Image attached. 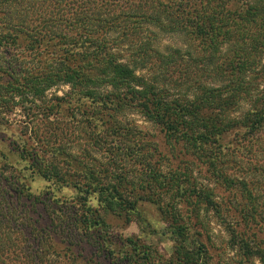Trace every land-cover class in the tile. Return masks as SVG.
Instances as JSON below:
<instances>
[{"label":"trees","instance_id":"trees-1","mask_svg":"<svg viewBox=\"0 0 264 264\" xmlns=\"http://www.w3.org/2000/svg\"><path fill=\"white\" fill-rule=\"evenodd\" d=\"M158 32L184 47H155ZM170 67L163 83L149 76ZM17 110L21 149H0V264H67L46 259L53 233L117 264H264L260 181L228 171L226 141L264 130V0H0V125ZM145 203L168 254L109 231L108 214L150 227ZM39 206L45 225L30 221ZM212 218L227 234L218 247Z\"/></svg>","mask_w":264,"mask_h":264},{"label":"rangeland","instance_id":"rangeland-1","mask_svg":"<svg viewBox=\"0 0 264 264\" xmlns=\"http://www.w3.org/2000/svg\"><path fill=\"white\" fill-rule=\"evenodd\" d=\"M154 43L155 47H158L161 50H164V46L184 47L182 35L174 32H158ZM173 69L174 67H170L168 71H160L155 73L152 72L149 74V76L158 79L159 83H163L164 79L166 80L167 78L176 75L174 72H172ZM67 89L68 86L62 84L51 88L48 93L62 94ZM131 117L136 120L138 125L144 131H147L150 134L148 137L156 143L158 149L161 152L167 153L169 151V146L165 144L163 134L160 133L158 128L154 127L152 123L146 121L139 114H131ZM10 119L12 120L10 125H0V149H2L3 152L10 151V149H12L13 152L20 150L21 140L18 138L20 135L19 132L25 131L22 121L20 120L22 117L19 115L18 110L15 114L10 116ZM260 135L261 136L258 139L249 140V138H245V140H242L231 133L227 136L226 141H230L228 144L230 147L228 148H230L229 153L231 161L228 166V171H235L240 174H242L243 171H247V173L250 172L249 175H251V178L260 181V184H257L258 187L261 188V192L259 194L264 196V130ZM17 145H19V148ZM8 154V161L14 165V168L16 167L17 169H23L25 161L22 159L18 160L19 157L16 156V154ZM22 171L23 173H28V170ZM198 180L205 182V180L201 178H198ZM206 183H208L210 187H214L213 183ZM30 184L35 189H38V187L43 185V181L36 179L34 181L32 180ZM215 190L220 196L227 197L228 191H223L219 187L215 188ZM64 195L68 196L70 193H64ZM59 196L61 197L60 193ZM140 211L142 215H144L150 222V227L144 226V223L138 218L135 221L127 223L119 216L108 214L106 217L110 224L109 231L118 237L128 236L138 238V240L141 238L143 239L142 241L144 243L151 244L152 246L156 247L161 254L170 253L172 250V240L169 238L167 232L162 229L164 224L160 219L161 217L156 207L154 205L145 203L140 206ZM46 216L47 212L42 211L39 206L36 210L32 211V217L30 218V221L32 223V221L38 219L40 222H42V225H45ZM210 227L212 229V237L214 239L213 241H215L214 244L216 247L224 245L227 234L214 218H212V221L210 222ZM154 228L156 229V232H153ZM53 234L54 239L56 238L58 242V248L54 246L55 250L51 252H54L55 254H51V256L47 257L46 259L50 260L53 258L57 263L60 261H67V264H95L96 260L99 259L102 261V264H117L110 258L103 259L96 256V254H89L88 250L93 247L92 245H87L86 238H81L79 235H77L74 237L71 243L66 245V236L64 234ZM259 236H264L263 227L259 229ZM62 246L65 248L61 249ZM72 249L74 251L73 254H71ZM228 255H232V252L226 251L224 253L222 252L221 254V256L224 258H226ZM254 264L259 263L256 260L254 261Z\"/></svg>","mask_w":264,"mask_h":264}]
</instances>
